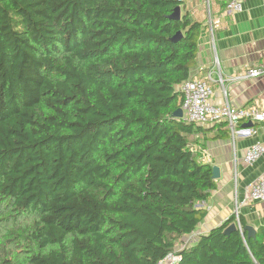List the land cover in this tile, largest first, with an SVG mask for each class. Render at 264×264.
I'll return each mask as SVG.
<instances>
[{"label":"trees","instance_id":"obj_1","mask_svg":"<svg viewBox=\"0 0 264 264\" xmlns=\"http://www.w3.org/2000/svg\"><path fill=\"white\" fill-rule=\"evenodd\" d=\"M183 3L0 0V264H157L205 219L208 130L173 118L202 26L169 19ZM235 222L179 264H264V227Z\"/></svg>","mask_w":264,"mask_h":264},{"label":"crops","instance_id":"obj_2","mask_svg":"<svg viewBox=\"0 0 264 264\" xmlns=\"http://www.w3.org/2000/svg\"><path fill=\"white\" fill-rule=\"evenodd\" d=\"M183 1L181 13H188L202 25L191 78L205 79L211 73L212 101L217 105L228 101L234 106L252 102L264 106V77L248 81L231 80L246 67L264 64V0H246L242 11L236 14H228L222 0ZM219 76L222 84L218 82ZM243 125L239 126L240 130L248 128ZM205 129L207 134L195 136L197 150L193 149L200 157L203 152L207 153L208 158L203 162L217 166L220 178L215 181L216 190L200 204L207 212L205 219L191 235L182 239L183 242L195 241L232 216L236 204L244 202L247 189L264 172V154L251 166L243 162L247 149L253 143L259 141L264 144V126L254 123L249 127L254 134L248 137L239 135L235 139L230 138V134L226 139L216 138L220 131L226 130L224 126L217 129L210 125ZM240 215L256 233L264 227V204L245 203L240 207Z\"/></svg>","mask_w":264,"mask_h":264},{"label":"built area","instance_id":"obj_3","mask_svg":"<svg viewBox=\"0 0 264 264\" xmlns=\"http://www.w3.org/2000/svg\"><path fill=\"white\" fill-rule=\"evenodd\" d=\"M225 10L228 14L240 13L243 3L246 0H222ZM210 31L213 32V23H210ZM217 64V62H216ZM264 77V64L257 67H246L238 75L234 76L232 81L258 80ZM219 83L222 84V78L219 76ZM211 73L205 79L190 78L179 87L182 95L180 109L182 110V121L187 124H195L202 127L210 125L223 124L229 132L232 139L239 135L248 137L254 132L249 128L239 129V126L248 122L264 126V106L257 102H252L245 106H234L228 101L222 104H215L212 101L214 91L211 86ZM193 152L196 151L193 149ZM264 154V144L257 141L253 143L246 151L243 162L247 166L255 164ZM208 158L207 153L203 152L200 160ZM245 203L264 204V172L256 182L247 189V197L243 203L236 204L234 223L241 233L243 229L239 222L240 207ZM188 241L181 243L173 252L168 253L157 264H179L181 261L180 251L188 247Z\"/></svg>","mask_w":264,"mask_h":264},{"label":"water","instance_id":"obj_4","mask_svg":"<svg viewBox=\"0 0 264 264\" xmlns=\"http://www.w3.org/2000/svg\"><path fill=\"white\" fill-rule=\"evenodd\" d=\"M170 20L173 21H179L181 19V8L180 7H176L173 11V13L169 16ZM181 38V33H177L173 38H172V42H177L178 40H180ZM173 118L174 119H182V110L179 108L177 109L174 113H173ZM252 123L248 122L246 124H244V127H252ZM220 178V170L217 166H213L212 167V179L214 181L218 180ZM237 227L235 224H231L229 225L226 229H224L223 234L228 236L231 233L237 231ZM244 232H246V237L247 239H255L256 238V230L247 225L244 227L243 229Z\"/></svg>","mask_w":264,"mask_h":264},{"label":"rangeland","instance_id":"obj_5","mask_svg":"<svg viewBox=\"0 0 264 264\" xmlns=\"http://www.w3.org/2000/svg\"><path fill=\"white\" fill-rule=\"evenodd\" d=\"M208 127V126H207ZM230 138H231V136H230ZM194 139H195V136L194 137H190V141H191V143H192V147L195 149V150H197V148H195V142H194ZM234 215V214H233ZM240 215V214H239ZM20 221H22V223L24 224L25 223V221H24V219L23 218H18L17 220H16V222L15 223H17V224H19L20 223ZM10 239V238H9ZM0 242L2 243V242H4V241H2V239L0 240ZM180 244V243H179ZM179 244L177 245V246H179ZM4 247L7 249V250H11V252H13V254L15 255V253L17 252V251H21V249H17L16 247H13L12 245H10V243H5L4 244Z\"/></svg>","mask_w":264,"mask_h":264}]
</instances>
